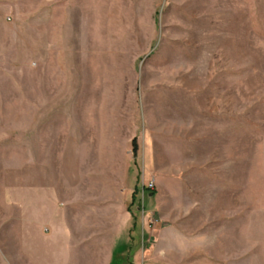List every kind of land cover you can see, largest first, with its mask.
I'll use <instances>...</instances> for the list:
<instances>
[{
  "label": "rangeland",
  "instance_id": "rangeland-1",
  "mask_svg": "<svg viewBox=\"0 0 264 264\" xmlns=\"http://www.w3.org/2000/svg\"><path fill=\"white\" fill-rule=\"evenodd\" d=\"M134 187L124 264H264V0L0 3V264Z\"/></svg>",
  "mask_w": 264,
  "mask_h": 264
},
{
  "label": "crops",
  "instance_id": "crops-1",
  "mask_svg": "<svg viewBox=\"0 0 264 264\" xmlns=\"http://www.w3.org/2000/svg\"><path fill=\"white\" fill-rule=\"evenodd\" d=\"M19 1L0 0V3L10 6ZM134 191L135 187L125 197V206H129ZM114 198L96 195L90 196L85 205L74 200L57 206L58 224L51 225L48 230L36 228L33 231L37 234L31 243L37 251L34 264H47L48 261V264H124L125 244L134 228L133 216L128 206L121 210L120 205L115 204L121 200ZM83 210L88 219L85 222L81 220ZM47 243L52 244L50 248L46 247Z\"/></svg>",
  "mask_w": 264,
  "mask_h": 264
},
{
  "label": "built area",
  "instance_id": "built-area-1",
  "mask_svg": "<svg viewBox=\"0 0 264 264\" xmlns=\"http://www.w3.org/2000/svg\"><path fill=\"white\" fill-rule=\"evenodd\" d=\"M149 186H150V187H154V183H153V182L150 183Z\"/></svg>",
  "mask_w": 264,
  "mask_h": 264
}]
</instances>
